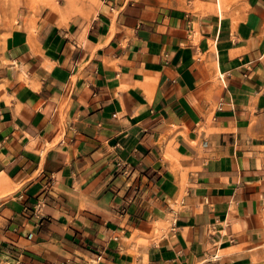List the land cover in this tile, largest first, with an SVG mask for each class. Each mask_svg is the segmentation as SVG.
<instances>
[{"label": "crops", "instance_id": "crops-1", "mask_svg": "<svg viewBox=\"0 0 264 264\" xmlns=\"http://www.w3.org/2000/svg\"><path fill=\"white\" fill-rule=\"evenodd\" d=\"M76 8L0 0V264L252 263L264 0Z\"/></svg>", "mask_w": 264, "mask_h": 264}, {"label": "rangeland", "instance_id": "rangeland-1", "mask_svg": "<svg viewBox=\"0 0 264 264\" xmlns=\"http://www.w3.org/2000/svg\"><path fill=\"white\" fill-rule=\"evenodd\" d=\"M21 2L22 0H4V3L6 4H13V5H17L18 2ZM26 3H28L30 6H33L34 4H36L39 1H45V2H57L58 0H23ZM65 3H70L72 5H76V9L80 8V4H83V1L85 0H63ZM80 10V9H79ZM1 194V192H0ZM256 246L257 247V255L254 259V261L250 264H264V239L258 243Z\"/></svg>", "mask_w": 264, "mask_h": 264}, {"label": "built area", "instance_id": "built-area-1", "mask_svg": "<svg viewBox=\"0 0 264 264\" xmlns=\"http://www.w3.org/2000/svg\"><path fill=\"white\" fill-rule=\"evenodd\" d=\"M41 208V202L40 201H36L34 204H33V211H39Z\"/></svg>", "mask_w": 264, "mask_h": 264}]
</instances>
